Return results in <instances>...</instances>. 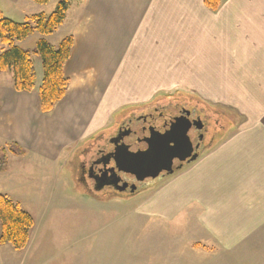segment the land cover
I'll list each match as a JSON object with an SVG mask.
<instances>
[{"label":"crops","instance_id":"obj_1","mask_svg":"<svg viewBox=\"0 0 264 264\" xmlns=\"http://www.w3.org/2000/svg\"><path fill=\"white\" fill-rule=\"evenodd\" d=\"M69 2L48 36L73 37L66 93L42 114L37 92L16 91L12 72L0 71V149L15 143L22 157L57 162L119 112L146 111L158 96L222 106L234 114L227 134L142 191L137 210L154 222L190 216L207 250H250L249 240L264 239V0H220L215 10L204 0ZM48 3L0 0V10L21 22ZM32 37L41 36L17 45Z\"/></svg>","mask_w":264,"mask_h":264},{"label":"rangeland","instance_id":"obj_2","mask_svg":"<svg viewBox=\"0 0 264 264\" xmlns=\"http://www.w3.org/2000/svg\"><path fill=\"white\" fill-rule=\"evenodd\" d=\"M59 1L50 0L46 14ZM50 35L45 38L56 46L57 42L48 38ZM36 41L32 37L24 49L32 50ZM31 58L39 85L41 58L37 54ZM156 99L151 107L169 106L172 113L173 105L195 103L175 95ZM208 105L225 110L222 106ZM150 106L145 110L149 111ZM127 112L139 114L144 110H124L115 122L86 141L110 134ZM229 114L234 115L230 111ZM70 156L64 153L63 159L54 162L0 149V193L17 202L34 220L26 249L16 250L10 244H0V264H264V239L249 240L245 245L250 250L224 253L201 247L197 226L190 216L172 223L145 218L138 213L137 203L147 192L125 201L98 202L83 197L81 188L69 178Z\"/></svg>","mask_w":264,"mask_h":264},{"label":"flooded vegetation","instance_id":"obj_3","mask_svg":"<svg viewBox=\"0 0 264 264\" xmlns=\"http://www.w3.org/2000/svg\"><path fill=\"white\" fill-rule=\"evenodd\" d=\"M204 104L195 102L173 105L171 108L174 113L169 112V106L154 105L144 113L123 114L110 134L86 141L83 146H78L70 152L71 156L68 160L72 164L69 176L71 182L81 188V193L97 201H125L133 198L136 193L153 182L175 174L192 162L187 163L193 155L199 156L213 147L231 126L234 115L229 114L228 110H219ZM159 113H164L166 116L182 115L186 118V122L179 118L175 120V134L169 143L174 145L175 139L176 142L180 141L177 137L183 138L178 150L179 156L166 161L163 170L154 179L146 177L138 180L130 172L117 170L111 154L122 143V138L119 136L126 135L125 130H138L144 125L146 117Z\"/></svg>","mask_w":264,"mask_h":264},{"label":"trees","instance_id":"obj_4","mask_svg":"<svg viewBox=\"0 0 264 264\" xmlns=\"http://www.w3.org/2000/svg\"><path fill=\"white\" fill-rule=\"evenodd\" d=\"M32 1L43 5L50 0ZM204 3L215 10L219 7L220 0H204ZM69 4V0H60L50 13L31 14L21 22L3 16L0 10V71L12 72L13 88L16 91H36L38 109L46 115L53 111L66 93L69 78L64 72V65L71 53L73 37L66 35L54 46L45 36L54 33L61 26ZM34 33L40 34L41 37L32 50L17 45V42ZM32 54H37L41 58L42 78L38 87ZM7 149L16 155H21L24 151L15 143H8ZM0 225V244H10L16 250L25 249L29 243L34 220L17 202L4 193H0Z\"/></svg>","mask_w":264,"mask_h":264},{"label":"water","instance_id":"obj_5","mask_svg":"<svg viewBox=\"0 0 264 264\" xmlns=\"http://www.w3.org/2000/svg\"><path fill=\"white\" fill-rule=\"evenodd\" d=\"M178 118L186 122V118L182 115L166 116L164 113H159L146 117L144 125L138 130H125L126 135L119 136L122 138L120 147H116L111 154L116 169L130 172L138 180L157 177L166 161L179 156L178 150L183 138L177 137L180 141L176 142L175 139L174 145H169L175 134L174 122ZM197 157V154L193 155L187 163Z\"/></svg>","mask_w":264,"mask_h":264}]
</instances>
